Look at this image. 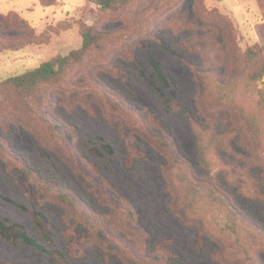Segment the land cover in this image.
Here are the masks:
<instances>
[{
  "label": "trees",
  "instance_id": "obj_1",
  "mask_svg": "<svg viewBox=\"0 0 264 264\" xmlns=\"http://www.w3.org/2000/svg\"><path fill=\"white\" fill-rule=\"evenodd\" d=\"M87 1L96 7L99 18L116 17L121 19L120 23L101 29L81 24L82 42L78 49L0 82V98L14 111L40 121L63 143L66 163L88 199L35 171L0 140V164L14 176L18 189L33 205L29 215L36 231L30 234L22 223L0 215V236L9 244L22 242L44 253L50 264H68V256L84 258L90 250H100L98 254L104 259L115 254L126 264H175L178 257L172 241L163 239L153 243L151 233L141 224L140 210L116 192L103 175L102 167L90 158L89 154L100 153L98 149L84 151L75 145L68 139L64 125L41 106L51 104L48 89L65 84L74 67L83 66L104 45L127 41L146 31L150 11L174 7L182 0H151L148 7H141L144 0ZM258 2L264 11V0ZM227 27L230 31L227 33L226 29L216 45L179 41L180 45L196 49L207 57L210 50L215 52L209 67L192 66L198 87L196 113L185 111V115L195 132L196 166L162 132L159 117L146 105L128 107L99 85H93L91 90L95 94L98 91L108 109L122 119L120 132L127 147L122 159L124 170L135 171L138 163L150 158L148 150L161 158L160 176L165 182V193L170 196L168 208L185 226L196 228L194 247L203 251L211 246V257L224 264H264V86L258 85L264 78V21L259 30L260 40L245 50L239 49L233 26L228 23ZM44 44L25 20L15 15H0V46L4 50ZM161 47L176 55L168 44L162 43ZM148 61L155 75L142 71L146 83L170 111L178 110L174 93L169 90L166 94L156 82L158 79L164 88H169L161 65L151 57ZM241 94L252 99L256 96L253 105L245 106ZM206 106L216 111V116ZM100 148L112 153L106 144ZM254 157L261 160L262 170L253 187L258 191L251 194L248 180L239 175L230 160L244 162L248 173ZM198 168L204 171L203 175L198 173ZM235 194L257 202L261 217L247 214L237 204ZM91 199L97 208L90 205ZM48 202L62 210L63 230L44 213L43 206ZM57 231L67 239L66 252L54 247Z\"/></svg>",
  "mask_w": 264,
  "mask_h": 264
},
{
  "label": "rangeland",
  "instance_id": "obj_2",
  "mask_svg": "<svg viewBox=\"0 0 264 264\" xmlns=\"http://www.w3.org/2000/svg\"><path fill=\"white\" fill-rule=\"evenodd\" d=\"M48 3L53 5L46 7ZM150 4L151 0H144L141 7ZM0 15H15L25 20L36 36L46 42L42 46L15 51L4 50L0 46V82L78 49L82 42L79 33L81 24L95 25L101 29L116 27L121 21L109 16L99 18L96 7L87 0H0ZM146 18V31L135 34L127 41L104 45L83 66L74 67L65 84L51 86L47 92L51 104L42 105L41 109L64 125L68 139L75 145L84 151L98 149L99 154L88 153L90 158L102 167L103 175L116 192L140 210L141 224L151 233L153 243L163 239L172 241L178 257L174 260L175 264H224L211 257V246L208 245L203 251L196 249L193 245L196 228L185 226L169 210L170 196L165 193V182L160 176L159 163L162 160L159 156L148 150L150 158L138 163L135 171L123 169L122 159L127 147L120 132L122 119L108 109L98 91L95 94L91 89L93 85H99L101 90L128 107L146 105L159 117L162 132L196 166L195 132L185 115V111L196 113L198 87L192 66L209 67L215 52L210 50L208 58L196 49L180 45L179 41L211 42L216 45L226 29L227 33L230 31L227 27L230 23L235 30L239 49L245 50L260 40L264 11L258 0H182L174 7L156 8ZM208 30L212 33L207 34ZM162 43L168 44L176 55L165 51ZM149 57L161 65L169 88H164L158 79L156 82L166 94L169 90L174 93L178 110L170 111L163 105L143 78L142 71L155 75ZM258 85L260 88L264 86V78ZM254 99V95L252 99L250 95L241 94L245 106L253 105ZM206 108L216 116V111H211L210 106ZM211 125L214 126L213 123ZM0 140L35 171L64 188L77 191L82 198L87 197L66 163L63 143L54 138L40 121L14 111L2 98ZM102 144L108 145L112 153L100 148ZM230 163L239 175L248 180L250 193L258 191L253 187L262 170L261 160L254 157L248 173L244 162L233 163L230 160ZM217 167L214 166L215 169ZM198 173L203 175L204 171L198 168ZM235 198L247 214L261 217V206L257 202L240 194H235ZM90 205L97 208L93 199ZM32 207L18 189L14 176L0 164V215L22 223L30 234H35L29 215ZM43 207L50 221L63 230L62 210L51 202ZM54 247L66 252L67 239L60 231L56 232ZM98 252L90 250L84 258L68 256V264H126L115 254H109L104 259ZM0 260L1 264H50L44 253L22 242L9 244L1 236Z\"/></svg>",
  "mask_w": 264,
  "mask_h": 264
}]
</instances>
